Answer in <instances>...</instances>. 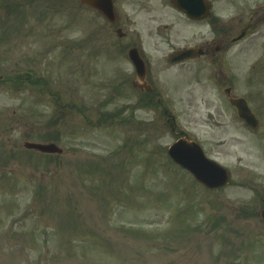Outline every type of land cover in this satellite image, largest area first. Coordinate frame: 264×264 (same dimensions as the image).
Instances as JSON below:
<instances>
[{
    "label": "rangeland",
    "instance_id": "1",
    "mask_svg": "<svg viewBox=\"0 0 264 264\" xmlns=\"http://www.w3.org/2000/svg\"><path fill=\"white\" fill-rule=\"evenodd\" d=\"M263 7L247 1L248 26ZM259 17L216 61L207 52L173 65L185 46L143 45L154 93L142 108L138 93L107 96L134 68L117 47L98 50L96 13L77 0H0V264H264ZM227 86L249 101L259 129L240 121ZM166 108L177 131L230 169L229 186L207 191L169 160L178 135ZM101 112L112 118L98 123ZM53 138L63 155L24 147ZM101 161L111 172L97 170Z\"/></svg>",
    "mask_w": 264,
    "mask_h": 264
},
{
    "label": "flooded vegetation",
    "instance_id": "2",
    "mask_svg": "<svg viewBox=\"0 0 264 264\" xmlns=\"http://www.w3.org/2000/svg\"><path fill=\"white\" fill-rule=\"evenodd\" d=\"M247 1L205 0L208 8L206 10L201 6L200 0H184L185 5L191 4V15L185 8L176 6L174 0H99L106 7L112 6L113 20L105 15L103 8H93L86 3L82 4V8L85 12L96 13L97 29L107 41L116 45L141 46L147 40L163 46L208 45L216 51L211 56L213 61H216L217 54L225 52L232 44L241 42L252 34L249 29L256 19V14L260 15L257 21H264L263 7L260 13L255 11L254 15H251V24L248 26L244 15L247 10ZM230 10L233 11V16L227 15ZM90 22L92 23V20ZM85 24H88L87 19H85ZM200 27L208 29L210 35V38L205 39L203 43H200ZM128 74L136 77V73ZM147 76L141 86L149 83ZM135 79H131L132 85ZM223 79L227 81L226 77ZM129 82V77H122L123 87L119 90L127 92L128 87L126 86ZM134 88L144 96V102L151 103L150 91ZM113 90L117 91V89ZM164 114L167 115L168 111L164 110ZM106 117L109 116L106 115ZM99 120L104 122V113L100 114ZM247 127L254 130L250 126ZM259 128V126L256 127V129Z\"/></svg>",
    "mask_w": 264,
    "mask_h": 264
},
{
    "label": "water",
    "instance_id": "3",
    "mask_svg": "<svg viewBox=\"0 0 264 264\" xmlns=\"http://www.w3.org/2000/svg\"><path fill=\"white\" fill-rule=\"evenodd\" d=\"M133 53L134 52H131L130 55L135 61L138 68L140 69L141 67L145 70L143 61L135 59ZM143 73H140L141 76ZM232 103L238 108L240 116L242 118L249 122H252V120H254V116L244 99H235L232 100ZM25 145L28 148H35L45 152L60 151V149H58L55 144H40L28 142ZM169 154L175 162L179 163L190 172H192L201 183L205 184L208 187L217 188L220 186H224L229 182L228 170L216 161L207 158L201 146L196 142L190 141L187 138L181 139L170 147ZM262 217H264V210L262 212Z\"/></svg>",
    "mask_w": 264,
    "mask_h": 264
}]
</instances>
